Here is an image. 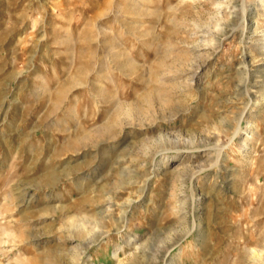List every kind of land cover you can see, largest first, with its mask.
I'll use <instances>...</instances> for the list:
<instances>
[{
    "label": "rangeland",
    "instance_id": "rangeland-1",
    "mask_svg": "<svg viewBox=\"0 0 264 264\" xmlns=\"http://www.w3.org/2000/svg\"><path fill=\"white\" fill-rule=\"evenodd\" d=\"M0 264H264V0H0Z\"/></svg>",
    "mask_w": 264,
    "mask_h": 264
},
{
    "label": "bare ground",
    "instance_id": "bare-ground-1",
    "mask_svg": "<svg viewBox=\"0 0 264 264\" xmlns=\"http://www.w3.org/2000/svg\"><path fill=\"white\" fill-rule=\"evenodd\" d=\"M21 15V14H20ZM22 18V17H21ZM24 19V18H23ZM131 111V110H130ZM115 133V132H114ZM168 135V134H167ZM87 137H83L82 139H86ZM71 222V221H70ZM70 224V223H69ZM76 225V224H75ZM73 226V225H72ZM81 226V225H80ZM73 234L75 235V238L76 237H85V234L83 233V230L79 227V226H75L73 227Z\"/></svg>",
    "mask_w": 264,
    "mask_h": 264
}]
</instances>
